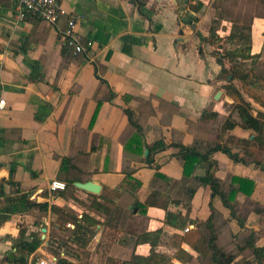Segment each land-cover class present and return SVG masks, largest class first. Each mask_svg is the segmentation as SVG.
Listing matches in <instances>:
<instances>
[{"label": "crops", "instance_id": "crops-1", "mask_svg": "<svg viewBox=\"0 0 264 264\" xmlns=\"http://www.w3.org/2000/svg\"><path fill=\"white\" fill-rule=\"evenodd\" d=\"M212 1L60 0L66 13L48 25L32 12L19 19L16 0H0V264H12L16 242L33 236L41 242L28 264L37 256L54 264L52 250L71 264H119L132 253L150 251L149 243H135L132 235L157 229L161 234L155 250L181 264L171 240L194 228L192 220H206L210 205L231 232L238 231L236 220L208 185L196 186L188 206L186 201L168 204V210L181 214L174 224L166 223L164 208L149 206L143 214L133 206L153 189L155 167L170 179L183 177L174 144H195L203 151L208 144L226 142L229 134L254 136L239 124L220 131L228 117L239 118L225 91L230 75L221 74L218 53L213 52L219 48L207 40L215 18ZM251 13L250 54L258 55L252 69L264 95V6ZM70 16L76 17L79 38L93 42L87 52L77 53L64 42ZM229 29L221 28L224 35ZM100 78L115 93L110 100ZM251 102L252 115L264 111ZM125 108L134 112L141 133L129 123ZM204 110L215 112L216 119L202 122ZM158 140L166 146L149 150ZM232 151L240 149L232 146ZM63 158L70 159L64 167ZM213 158L215 176L226 183L231 175L252 179L248 198L264 206V168L234 162L222 151ZM201 173L196 167L192 175ZM68 176L92 180L100 190H83L76 181L71 185ZM51 180L64 182L65 188L52 189ZM176 187L172 198L181 199ZM23 194L30 207L20 200ZM236 198L246 196L238 193ZM93 199L121 209L117 224L112 213L92 205ZM42 203L46 210L36 206ZM259 216L249 213L255 229ZM73 219L89 230L84 244L74 239ZM180 247L195 254L184 242Z\"/></svg>", "mask_w": 264, "mask_h": 264}, {"label": "trees", "instance_id": "trees-1", "mask_svg": "<svg viewBox=\"0 0 264 264\" xmlns=\"http://www.w3.org/2000/svg\"><path fill=\"white\" fill-rule=\"evenodd\" d=\"M200 5L201 3L198 2V6ZM26 12L36 14L30 10ZM225 28H227V26H225L224 29ZM229 28L230 29L225 35L218 36V29L211 26L207 37L209 43L212 44L218 42L221 37L235 42L233 43L234 47L232 50L227 51L225 54H217V61L222 67L221 74L230 75L229 83L225 85V91L234 100L232 108L237 114L239 122L228 117L223 122L220 131L224 132L225 130L232 129L236 124H239L244 129L253 131V138H237L229 134L226 137V142L208 144L203 151H200L195 144L188 146L182 143L174 144V146L177 147L176 155H179L182 160L183 177L179 180L170 179L163 172L159 171L158 167H155L156 171L151 180L153 189L143 202L135 200L133 203V206L137 207L138 211L143 214L146 213V208L149 206L164 208L166 210V223L174 224V220L180 218L181 214L168 210V204L170 202L178 203L180 201H186V205L188 206L189 200L197 185H208L211 189L212 196L218 195L220 197L223 205L229 210V217L236 220L239 231L236 233L231 232L227 225V221L210 205V215L206 220H192L194 228L186 230L182 235H175L171 240L172 244L177 246L174 258L183 264L190 263L194 258L199 260V258L202 259L207 256H209L211 264L234 263L235 254L228 252L225 245L221 242L220 238L224 233L229 235L232 244L233 241L237 239L236 243L233 245L238 247L239 252L248 250L250 254L253 255L252 262L255 264H264V244L257 245L256 243V240L260 236V233H258L259 227L255 229L252 226L255 221L249 219V213L251 211L260 216H262L264 212L263 205L261 206L248 198L253 190L254 181L247 177L231 175L226 183L215 176V171L217 170V162L213 158V153L215 151H222L234 162H241L243 164L253 163L256 166H260L262 169L264 168V156H261V149H264V111L258 110L256 116L251 113V109H253L251 100L264 106V95L261 93L262 84L258 82L252 67L246 63V61L250 60L253 65L254 59L258 57L257 54H250V22L245 25L243 23L234 24L231 22ZM242 42L244 44H242ZM223 59L229 62V67H224ZM234 80L240 83L239 88L234 83ZM100 81L107 89V99L110 100L115 93L103 78H100ZM99 104L100 99L98 100V105ZM125 113L131 126L136 129L137 134L141 133V127L137 123L132 109L125 108ZM216 117L217 114L215 112L204 110L200 115V120L206 122L209 119L214 120ZM216 135L219 136V138L222 136L219 130L216 132ZM165 146L166 144L162 140H158L149 145V150L161 149ZM232 146L239 147L240 151H232ZM240 153L242 154L240 155ZM69 160V158H63V167L64 165L66 166ZM196 167L201 168L202 173L199 175H192ZM65 169L66 167L64 170ZM74 181L84 180L74 176H68L69 184L72 185ZM174 187H176V196L181 199L172 198L171 190ZM238 193H242L246 198L244 200H238L236 198ZM116 196H119V194L117 193ZM20 200L23 201L27 207L32 205L31 202L27 201L24 194L20 196ZM110 203L114 204L112 200H110ZM92 205L103 207L108 215L112 213L111 219H115V223L117 224L121 217V209H119V207L115 205H113L114 207L102 205L97 203L95 199L92 200ZM36 206L41 210L47 209L46 203L37 204ZM52 209L58 210V208L54 206H52ZM87 219L91 222H96V220L90 219L88 216ZM106 220L109 221L108 219ZM73 222L75 227L72 234H78L76 237L74 236V239L79 242L82 241L83 244L86 243L89 239L87 237V233L89 232L88 228L77 223L75 219H73ZM160 234L161 229H157L132 235L135 243H149L150 251L147 255L132 253L129 259L123 260L119 264H174L169 255L155 250L160 239ZM40 242L39 236H33L30 239L21 238L15 244L16 252L9 258L10 263L28 264L29 256L37 249ZM181 242L186 243L195 254L181 248ZM52 251L56 254L54 264H71L65 258L58 255L55 250Z\"/></svg>", "mask_w": 264, "mask_h": 264}, {"label": "rangeland", "instance_id": "rangeland-1", "mask_svg": "<svg viewBox=\"0 0 264 264\" xmlns=\"http://www.w3.org/2000/svg\"><path fill=\"white\" fill-rule=\"evenodd\" d=\"M211 6L214 10L213 16H215V18L211 20L210 27L213 26L217 28L218 29L217 33L219 34L218 36H220V34L224 35L222 33L221 28L222 27L224 28L225 26H230L231 22H233L234 24L243 23L244 25L249 23L252 17L251 12L259 11L260 8L264 6V3L262 2V0H213L211 2ZM233 43L235 42L234 41L232 42L228 40L227 38L221 37L219 38L218 42L214 43V46L218 47L219 49L217 51L213 50V52L225 54L227 51L232 50V48L234 47ZM242 44L244 43L242 42ZM246 63L250 67H252L251 66L252 63L250 60L246 61ZM260 70L264 71V69H260ZM261 77H263L262 74H261ZM251 217H252V214L250 215V218ZM259 219H260V222H259L260 224H259L258 233H260L259 234L260 236L258 235L259 237L256 240V243L263 242L264 244V213L262 214V217L259 216ZM220 239L223 245H225V247L227 248L228 252H232L235 254V261L232 264H255L254 262H252L253 255H251L248 250H245L244 252H239L238 247L236 245H233L236 243L237 239L233 241V244H232L230 237L227 233L222 234ZM38 257L39 256L33 258L32 264H35V262L38 260ZM174 264H178V263H174ZM188 264H211V263L209 260V256H207L202 259L199 258V260L197 258H194Z\"/></svg>", "mask_w": 264, "mask_h": 264}, {"label": "built area", "instance_id": "built-area-1", "mask_svg": "<svg viewBox=\"0 0 264 264\" xmlns=\"http://www.w3.org/2000/svg\"><path fill=\"white\" fill-rule=\"evenodd\" d=\"M35 12L46 24L55 25L66 13L60 0H16V15L19 19L24 18L26 11ZM77 20L75 16H70L63 31V38L66 45L73 48L77 53L87 52L93 42L82 41L76 33ZM3 103V100H0ZM49 186L52 189H64L65 183L51 180ZM187 229V228H186ZM35 264H52L48 259H39Z\"/></svg>", "mask_w": 264, "mask_h": 264}, {"label": "water", "instance_id": "water-1", "mask_svg": "<svg viewBox=\"0 0 264 264\" xmlns=\"http://www.w3.org/2000/svg\"><path fill=\"white\" fill-rule=\"evenodd\" d=\"M148 153V150H145V155ZM74 185L77 186L78 188H81L83 190H87L93 193H98L100 190V185L97 184L96 182L92 181V180H88L85 182H74Z\"/></svg>", "mask_w": 264, "mask_h": 264}]
</instances>
